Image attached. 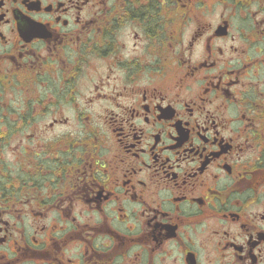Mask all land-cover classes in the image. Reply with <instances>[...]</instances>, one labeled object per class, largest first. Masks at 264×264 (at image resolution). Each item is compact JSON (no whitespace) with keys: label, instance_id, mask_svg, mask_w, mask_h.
<instances>
[{"label":"flooded vegetation","instance_id":"af4514ba","mask_svg":"<svg viewBox=\"0 0 264 264\" xmlns=\"http://www.w3.org/2000/svg\"><path fill=\"white\" fill-rule=\"evenodd\" d=\"M0 264H264V0H0Z\"/></svg>","mask_w":264,"mask_h":264}]
</instances>
